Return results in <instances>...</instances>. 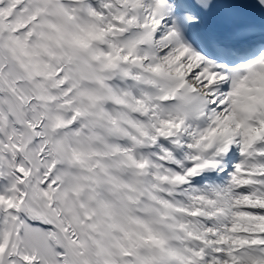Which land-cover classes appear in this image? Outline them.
<instances>
[{"label": "snow or ice", "instance_id": "6c2138e0", "mask_svg": "<svg viewBox=\"0 0 264 264\" xmlns=\"http://www.w3.org/2000/svg\"><path fill=\"white\" fill-rule=\"evenodd\" d=\"M218 2L0 0V264H264V0Z\"/></svg>", "mask_w": 264, "mask_h": 264}]
</instances>
